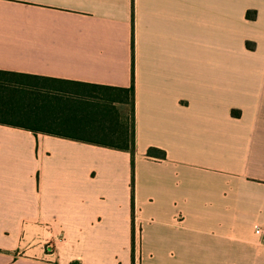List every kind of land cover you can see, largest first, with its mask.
<instances>
[{
  "label": "crops",
  "instance_id": "crops-1",
  "mask_svg": "<svg viewBox=\"0 0 264 264\" xmlns=\"http://www.w3.org/2000/svg\"><path fill=\"white\" fill-rule=\"evenodd\" d=\"M0 72V264H264V0H0Z\"/></svg>",
  "mask_w": 264,
  "mask_h": 264
},
{
  "label": "trees",
  "instance_id": "trees-1",
  "mask_svg": "<svg viewBox=\"0 0 264 264\" xmlns=\"http://www.w3.org/2000/svg\"><path fill=\"white\" fill-rule=\"evenodd\" d=\"M13 75H10L5 72H0V110H4L7 114H12L17 109L18 113L16 116L19 119H30L31 118V102H32V90H30V85H27L26 83L19 82L20 88H15L12 83L11 77ZM13 80V77H11ZM6 81V82H4ZM106 90H112L119 93L125 94V99L123 104H126L129 106V134L126 137L125 140H122V145L117 146L115 148L119 150H125L128 151L131 155V164L133 165V158H134V130H133V114H134V92L133 87H131L129 90L124 89H111L106 88ZM38 97L40 98V95L38 94ZM114 98H109L106 101H109L112 103ZM102 108L105 112V114L109 117V120H112V122L116 121L115 119V113L116 110L112 108L108 102H105L102 105ZM124 142V143H123ZM158 153L160 159H165V153L163 151H159L157 149H148L147 156L151 157V154Z\"/></svg>",
  "mask_w": 264,
  "mask_h": 264
},
{
  "label": "built area",
  "instance_id": "built-area-1",
  "mask_svg": "<svg viewBox=\"0 0 264 264\" xmlns=\"http://www.w3.org/2000/svg\"><path fill=\"white\" fill-rule=\"evenodd\" d=\"M254 234H255L256 236H260V237H262L263 234H264V231H263L260 227H256L255 230H254Z\"/></svg>",
  "mask_w": 264,
  "mask_h": 264
}]
</instances>
